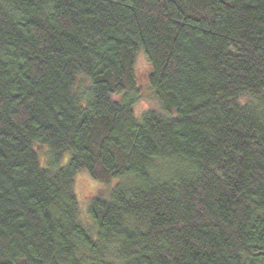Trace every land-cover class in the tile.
I'll return each mask as SVG.
<instances>
[{
	"label": "trees",
	"instance_id": "obj_1",
	"mask_svg": "<svg viewBox=\"0 0 264 264\" xmlns=\"http://www.w3.org/2000/svg\"><path fill=\"white\" fill-rule=\"evenodd\" d=\"M0 264H264V0H0Z\"/></svg>",
	"mask_w": 264,
	"mask_h": 264
},
{
	"label": "rangeland",
	"instance_id": "obj_2",
	"mask_svg": "<svg viewBox=\"0 0 264 264\" xmlns=\"http://www.w3.org/2000/svg\"><path fill=\"white\" fill-rule=\"evenodd\" d=\"M137 68H138L139 76L142 77V74L145 72V70L147 68L146 58H144L143 56L139 57ZM142 83L145 84L144 80H142ZM153 102L154 101L152 100V95L149 94L148 91L147 92L144 91V98L142 99L141 103L138 105L137 111L138 112H142L143 110L147 109L148 107H151V104ZM80 177L82 179L79 181V185H78L79 191L76 189L77 190V194H78L80 199H81L80 196H82L81 193H84V191L86 190V185L92 191H97V190H100L101 188H104L101 184H99L98 182L92 180L86 174H82ZM83 181L86 182L87 184L85 185V183Z\"/></svg>",
	"mask_w": 264,
	"mask_h": 264
}]
</instances>
